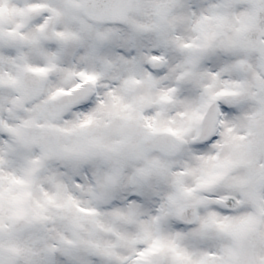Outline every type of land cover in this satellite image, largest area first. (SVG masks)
Listing matches in <instances>:
<instances>
[{"label":"snow or ice","instance_id":"snow-or-ice-1","mask_svg":"<svg viewBox=\"0 0 264 264\" xmlns=\"http://www.w3.org/2000/svg\"><path fill=\"white\" fill-rule=\"evenodd\" d=\"M0 264H264V0H0Z\"/></svg>","mask_w":264,"mask_h":264}]
</instances>
